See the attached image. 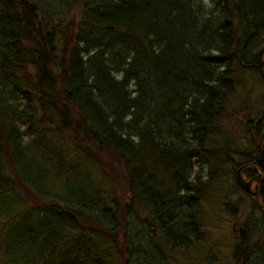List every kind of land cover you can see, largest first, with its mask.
Returning <instances> with one entry per match:
<instances>
[{
	"label": "trees",
	"instance_id": "16d2710c",
	"mask_svg": "<svg viewBox=\"0 0 264 264\" xmlns=\"http://www.w3.org/2000/svg\"><path fill=\"white\" fill-rule=\"evenodd\" d=\"M45 1L0 0V264H127L137 203L196 246L242 166L261 228L234 259L264 264V0Z\"/></svg>",
	"mask_w": 264,
	"mask_h": 264
},
{
	"label": "rangeland",
	"instance_id": "374dc122",
	"mask_svg": "<svg viewBox=\"0 0 264 264\" xmlns=\"http://www.w3.org/2000/svg\"><path fill=\"white\" fill-rule=\"evenodd\" d=\"M204 1L210 3V0ZM45 4L47 9L54 13V15L51 14L54 18L55 14L60 12L65 18L73 9L74 15L71 19L74 21L79 11L73 5V0H46ZM66 20L67 23L70 21H68V16H66ZM241 88L242 86L240 90ZM244 90L242 88L241 97L244 96ZM255 92L259 93L258 90ZM234 133L237 135V132ZM193 164L194 169L199 170L200 166H198L197 160ZM243 177L248 181L255 178H248L244 174ZM236 182L234 178L229 177L225 181L208 186L199 215L201 223L199 232L202 233V240L196 246H193L189 241L188 249H184L185 246L182 244L181 247L170 250L165 245L164 235L153 219L154 216L150 209L137 203L129 215V224L127 225L128 240L131 246L127 264H240L234 259L235 246L238 243L236 233L249 217L252 218V222L258 225V228L256 227L252 231L258 233L261 227L257 219L261 215L253 210V201L249 193L236 188ZM255 186L256 182L252 185L253 190H255ZM122 188L117 187V193L120 195L123 194ZM235 205L240 207L237 212L233 208ZM176 235H183L184 238L185 233L178 227ZM254 238L252 242L256 241ZM108 250L112 260L111 264H121L116 248L111 246ZM253 261L256 263V259Z\"/></svg>",
	"mask_w": 264,
	"mask_h": 264
},
{
	"label": "water",
	"instance_id": "95a60500",
	"mask_svg": "<svg viewBox=\"0 0 264 264\" xmlns=\"http://www.w3.org/2000/svg\"><path fill=\"white\" fill-rule=\"evenodd\" d=\"M245 167L242 166L237 170L236 173V180L239 184L240 187H242L247 193L256 196L258 189H259V183L261 182L262 179V174H258L255 178L251 179L250 181L246 180L243 177L242 171ZM256 182L255 190L252 189L253 183Z\"/></svg>",
	"mask_w": 264,
	"mask_h": 264
}]
</instances>
